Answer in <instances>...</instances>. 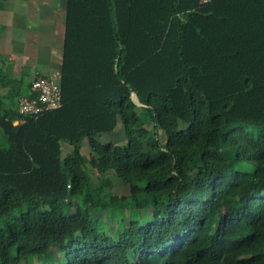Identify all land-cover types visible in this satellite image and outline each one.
Returning a JSON list of instances; mask_svg holds the SVG:
<instances>
[{"label":"trees","instance_id":"16d2710c","mask_svg":"<svg viewBox=\"0 0 264 264\" xmlns=\"http://www.w3.org/2000/svg\"><path fill=\"white\" fill-rule=\"evenodd\" d=\"M59 73L0 53V264H264V0H66Z\"/></svg>","mask_w":264,"mask_h":264},{"label":"crops","instance_id":"0c3cea01","mask_svg":"<svg viewBox=\"0 0 264 264\" xmlns=\"http://www.w3.org/2000/svg\"><path fill=\"white\" fill-rule=\"evenodd\" d=\"M0 8V53L14 72L59 71L66 0H10ZM30 80V81H31Z\"/></svg>","mask_w":264,"mask_h":264},{"label":"built area","instance_id":"2783aa9c","mask_svg":"<svg viewBox=\"0 0 264 264\" xmlns=\"http://www.w3.org/2000/svg\"><path fill=\"white\" fill-rule=\"evenodd\" d=\"M206 1V0H200ZM30 96H20L16 110L20 115H38L61 105L59 71L37 72L30 82Z\"/></svg>","mask_w":264,"mask_h":264},{"label":"rangeland","instance_id":"374dc122","mask_svg":"<svg viewBox=\"0 0 264 264\" xmlns=\"http://www.w3.org/2000/svg\"><path fill=\"white\" fill-rule=\"evenodd\" d=\"M5 1H6V3H8L10 0H5ZM0 3H4V1L0 0ZM158 133H159L160 138L163 140L164 134H163L162 130H158ZM97 139L101 142L111 141L114 144H123L126 141V136L124 134V131L122 130L121 124L118 122V124L116 125V127L112 131L99 133L97 135ZM62 148L64 151H69V150H71L72 146H70L66 143H62ZM81 148L83 151L85 150V148L86 149L88 148L87 142L85 139L81 142ZM90 180H91V187H94L99 182L100 177L99 176H92ZM107 180L110 181V183H111V188L109 190L112 193L117 194V195H121V194L126 192L125 188L121 184V181L118 180V178L116 176H114L113 174L108 173ZM224 212H225L224 210L221 211L222 214H224ZM97 216H99V218L101 219V220L97 219V223L99 225H101L103 223L104 217L100 213ZM106 225H107V227H105V229L107 228V230L110 231L113 223L108 222V224H106Z\"/></svg>","mask_w":264,"mask_h":264},{"label":"water","instance_id":"95a60500","mask_svg":"<svg viewBox=\"0 0 264 264\" xmlns=\"http://www.w3.org/2000/svg\"><path fill=\"white\" fill-rule=\"evenodd\" d=\"M130 97L135 104L140 105V102L138 101L137 96L133 91H131Z\"/></svg>","mask_w":264,"mask_h":264}]
</instances>
